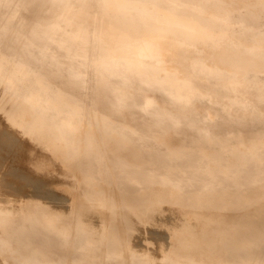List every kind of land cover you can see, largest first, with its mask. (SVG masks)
I'll return each mask as SVG.
<instances>
[{
    "label": "bare ground",
    "instance_id": "6f19581e",
    "mask_svg": "<svg viewBox=\"0 0 264 264\" xmlns=\"http://www.w3.org/2000/svg\"><path fill=\"white\" fill-rule=\"evenodd\" d=\"M262 222L261 0H0V264H260Z\"/></svg>",
    "mask_w": 264,
    "mask_h": 264
},
{
    "label": "snow or ice",
    "instance_id": "6c2138e0",
    "mask_svg": "<svg viewBox=\"0 0 264 264\" xmlns=\"http://www.w3.org/2000/svg\"><path fill=\"white\" fill-rule=\"evenodd\" d=\"M262 3H264V0H261ZM262 230H264V222H262ZM28 264H42L40 261H32L28 262ZM51 264H62L61 261H53ZM210 264H237V262L229 261V260H219V261H213L210 262ZM260 264H264V261H261Z\"/></svg>",
    "mask_w": 264,
    "mask_h": 264
},
{
    "label": "water",
    "instance_id": "95a60500",
    "mask_svg": "<svg viewBox=\"0 0 264 264\" xmlns=\"http://www.w3.org/2000/svg\"><path fill=\"white\" fill-rule=\"evenodd\" d=\"M249 128H252V127L249 126V127L247 128V130H246L247 132H245V130H243L245 135H249V132H250V129H249ZM251 130H252V129H251ZM250 135H252V134L250 133Z\"/></svg>",
    "mask_w": 264,
    "mask_h": 264
}]
</instances>
